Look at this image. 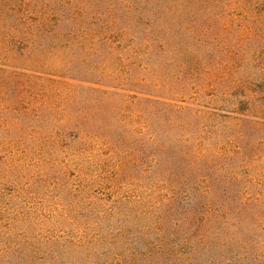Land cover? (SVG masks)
Returning <instances> with one entry per match:
<instances>
[{
	"label": "rangeland",
	"instance_id": "374dc122",
	"mask_svg": "<svg viewBox=\"0 0 264 264\" xmlns=\"http://www.w3.org/2000/svg\"><path fill=\"white\" fill-rule=\"evenodd\" d=\"M106 1L0 0V264H185L171 250L181 231L166 224L159 208L170 184L180 188L183 180L188 146L176 140L180 121L202 126L198 139L193 126L189 136L205 148L226 130L225 116L248 117L233 141L241 152L205 161H222V178L236 170L232 181L240 180L243 195L264 197V0H224L217 7L210 56L217 70L208 86L178 97L199 112L175 118L168 132L174 141L155 138V128L163 132L167 124L157 125L154 98L135 89L124 92L123 106V86L103 93L87 81L97 77L83 62V8L93 18ZM42 17L50 19L52 34L67 36L61 46L38 45ZM45 42L57 44L52 36ZM239 99L247 101L245 111L236 109ZM213 184L218 193L237 191ZM172 213L180 218L178 204ZM246 227L237 241H252L256 251L264 234Z\"/></svg>",
	"mask_w": 264,
	"mask_h": 264
},
{
	"label": "trees",
	"instance_id": "16d2710c",
	"mask_svg": "<svg viewBox=\"0 0 264 264\" xmlns=\"http://www.w3.org/2000/svg\"><path fill=\"white\" fill-rule=\"evenodd\" d=\"M88 1L89 5L94 3V0ZM221 1L224 0H107L105 9L93 18L87 15V7L83 8V51L86 53L83 62L87 65L86 73L97 77L93 82L87 80L88 83H98L103 93L109 91L107 87L123 86L122 92L120 88L118 90L123 106L128 96L124 92L135 89L150 100L154 98L155 108L152 107V110H155L153 114L159 121L157 125L167 124L163 132L155 128V138L163 135L168 141H174L168 132L175 118L181 120L187 112L195 115L199 112L192 104L180 102L178 97H184L192 89L208 86V78L214 77L217 70L210 62L216 46L211 20ZM251 5L256 7V3ZM49 22L46 17L39 20L38 45L41 48L61 46L67 38L63 31L52 34L47 29ZM51 36L57 44L45 42ZM217 52L219 49L215 50V54ZM91 85L88 87H93ZM148 89L154 93H147ZM236 104V109L241 112L248 108L246 100L239 99ZM110 105L109 100V110L112 109ZM122 109L120 107L119 112ZM87 111L85 116H90ZM168 111L173 112L174 117L165 118L164 114ZM231 111L235 112V109ZM225 117L228 120L226 130L211 137L205 148L199 140L193 142L189 136V127L193 126L198 129L193 134L194 139L195 135L198 139L202 126L180 121V138L176 140L188 146L183 150V180L180 188L170 184L172 192L163 196L159 208L167 212L166 224L176 226L177 232L181 231L179 246L171 250L173 260L179 256L185 264H264V240L256 251L252 241H237L245 225L246 229L256 227L260 235L264 234V212L261 210L264 197L243 195L237 184L240 180L237 179V183L232 181L237 177L236 170H229L231 175L222 178L225 164L222 161H205L207 158L226 160L224 158L241 152L242 146L233 144V141L240 137L243 127L250 120L234 113ZM210 178L213 182H222L224 188L236 187L237 191L233 194L228 191L218 193L219 184L214 186ZM177 204L181 208L178 220L170 217ZM165 231L163 227L162 240L167 235ZM144 235L145 230L142 237ZM216 249L220 252L215 256ZM168 251L170 253L169 246ZM243 257L248 261L239 262L245 259Z\"/></svg>",
	"mask_w": 264,
	"mask_h": 264
}]
</instances>
